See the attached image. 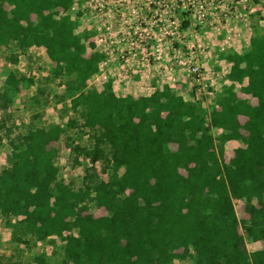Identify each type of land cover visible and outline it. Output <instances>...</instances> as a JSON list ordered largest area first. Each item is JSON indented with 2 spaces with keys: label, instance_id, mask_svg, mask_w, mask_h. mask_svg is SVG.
Returning <instances> with one entry per match:
<instances>
[{
  "label": "trees",
  "instance_id": "16d2710c",
  "mask_svg": "<svg viewBox=\"0 0 264 264\" xmlns=\"http://www.w3.org/2000/svg\"><path fill=\"white\" fill-rule=\"evenodd\" d=\"M73 2L0 0V45L45 47L67 78L72 108L94 131V149L77 144L76 162L82 152L93 163L103 159L108 178L93 172L79 187L59 178L52 144L67 128L31 127L12 141V163L0 172V216L16 217L22 233L64 238L65 263L174 264L192 257L196 264H264V247L246 246V239L264 242V28L246 50L224 54L231 84L207 114L169 84L138 96L117 94L112 80L102 89L90 85L104 54L92 43L89 52ZM9 59L16 62L17 54ZM24 82L34 79L11 72L5 98L11 101ZM237 83L256 104L238 94ZM230 140L241 145L226 161ZM241 199L244 233L235 207ZM91 202L107 213L95 216Z\"/></svg>",
  "mask_w": 264,
  "mask_h": 264
},
{
  "label": "rangeland",
  "instance_id": "374dc122",
  "mask_svg": "<svg viewBox=\"0 0 264 264\" xmlns=\"http://www.w3.org/2000/svg\"><path fill=\"white\" fill-rule=\"evenodd\" d=\"M174 6L165 11L159 5L158 12H184L181 17H189L190 33L195 35L198 30V12L205 13L206 27L200 34L204 41V50L201 52L199 64L203 69L204 78L195 76L189 71V66L179 67L174 65L169 77L177 78L173 87L177 92H183L188 99L195 100L203 105L209 114L214 108L219 97L231 83L225 82L231 69V62L224 57L228 51L242 52L250 46L252 37L264 28V0H174ZM149 2L144 4V12H149ZM75 18L76 13L70 11ZM212 27H215L212 30ZM219 28V29H218ZM230 30L229 35L227 31ZM230 36V42L225 50L221 46ZM87 44L90 45L88 39ZM91 46V45H90ZM89 52H91L89 50ZM12 53L17 54V61H11ZM57 64L52 61L44 46H33L26 51L17 48L16 44L9 46L0 45V172L12 163L16 151L12 143L25 134L29 128L47 126L50 123L63 124L67 131L61 138L54 142L59 153L57 164L60 167L59 178L79 187L87 176L96 172L101 178H108V172L103 168L107 164L103 159L92 162L89 155L82 152L76 162L75 146L93 150L96 139L94 131L85 127L80 111L72 108L71 98L66 89L67 78L57 72ZM14 72L18 76L26 75L34 79L33 83L24 82L21 89L11 92V101L3 95L7 86V76ZM208 83L210 93L207 92ZM212 83L214 87H212ZM247 83V80H246ZM90 85H95L91 84ZM119 95H126L134 91V86L125 87L124 84L114 85ZM245 84H236V90L242 97H249L253 104L257 98L247 94L243 87ZM103 88L102 86L98 87ZM75 119V124L69 125L70 119ZM245 115L240 116L244 123ZM220 130H214L218 134ZM241 145L239 140H230L226 143L224 158L229 161L235 149ZM173 149L177 144L173 143ZM106 147V146H105ZM108 151V147H106ZM183 173H187L182 169ZM258 203L256 198L253 199ZM246 200H236L235 207L241 219L240 230L244 233L243 220ZM89 211L95 216L107 213L105 208L96 207L90 203ZM16 217L0 216V264H40L38 257L42 256L47 264H72L65 263V240L53 235L41 239L36 233H22L16 228ZM77 232V229H74ZM68 232H66L67 234ZM246 246L250 251L264 247L263 241L246 239ZM174 264H196L194 258L177 259Z\"/></svg>",
  "mask_w": 264,
  "mask_h": 264
},
{
  "label": "built area",
  "instance_id": "2783aa9c",
  "mask_svg": "<svg viewBox=\"0 0 264 264\" xmlns=\"http://www.w3.org/2000/svg\"><path fill=\"white\" fill-rule=\"evenodd\" d=\"M147 1L150 11L144 12ZM174 3L178 6L174 0H74L71 10L80 18L77 31L104 54L100 71L89 83L99 87L112 80L113 85L134 86L128 94L138 96L151 95L165 84L174 87L177 78L168 76L174 65H188L191 73L204 78L199 64L204 41L199 33L206 27L205 13L198 12L193 35L189 17H181L184 12L157 11L159 5L171 10ZM228 45L235 46L230 36L222 50ZM94 49L89 45L90 51ZM225 82L231 83L229 78Z\"/></svg>",
  "mask_w": 264,
  "mask_h": 264
},
{
  "label": "crops",
  "instance_id": "0c3cea01",
  "mask_svg": "<svg viewBox=\"0 0 264 264\" xmlns=\"http://www.w3.org/2000/svg\"><path fill=\"white\" fill-rule=\"evenodd\" d=\"M114 90H115V92L117 91L115 86H114ZM180 94H182L186 99H188V97L183 92H180Z\"/></svg>",
  "mask_w": 264,
  "mask_h": 264
}]
</instances>
